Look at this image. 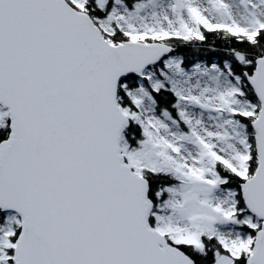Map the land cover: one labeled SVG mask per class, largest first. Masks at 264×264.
<instances>
[{"label":"snow or ice","instance_id":"snow-or-ice-1","mask_svg":"<svg viewBox=\"0 0 264 264\" xmlns=\"http://www.w3.org/2000/svg\"><path fill=\"white\" fill-rule=\"evenodd\" d=\"M0 264H264V0H0Z\"/></svg>","mask_w":264,"mask_h":264},{"label":"trees","instance_id":"trees-1","mask_svg":"<svg viewBox=\"0 0 264 264\" xmlns=\"http://www.w3.org/2000/svg\"><path fill=\"white\" fill-rule=\"evenodd\" d=\"M183 54H185V55H187L189 57L195 55L191 50H188V49H185Z\"/></svg>","mask_w":264,"mask_h":264}]
</instances>
